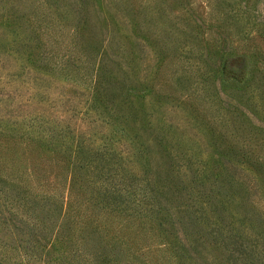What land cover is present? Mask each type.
<instances>
[{"label":"trees","instance_id":"trees-1","mask_svg":"<svg viewBox=\"0 0 264 264\" xmlns=\"http://www.w3.org/2000/svg\"><path fill=\"white\" fill-rule=\"evenodd\" d=\"M0 264H264V0H0Z\"/></svg>","mask_w":264,"mask_h":264},{"label":"rangeland","instance_id":"rangeland-1","mask_svg":"<svg viewBox=\"0 0 264 264\" xmlns=\"http://www.w3.org/2000/svg\"><path fill=\"white\" fill-rule=\"evenodd\" d=\"M118 2L119 5H122V1L123 0H116ZM137 1V0H136ZM45 83H42L40 85L41 89L45 86H47V84L51 83V80H44ZM32 91H36L35 88L32 89ZM46 96H48L50 98V100H48L46 102V104H44L43 107H48V103H51V108H52V111L54 113H58L60 111V108H59V97H60V93L56 90H47L46 93H45ZM53 114V113H52ZM47 115V113H46ZM54 119L52 118V121Z\"/></svg>","mask_w":264,"mask_h":264}]
</instances>
